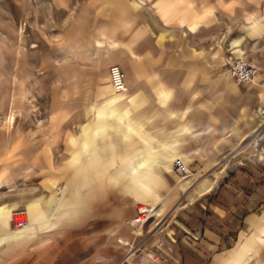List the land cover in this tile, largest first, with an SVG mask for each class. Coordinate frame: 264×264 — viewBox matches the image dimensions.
I'll return each instance as SVG.
<instances>
[{
  "label": "rangeland",
  "instance_id": "374dc122",
  "mask_svg": "<svg viewBox=\"0 0 264 264\" xmlns=\"http://www.w3.org/2000/svg\"><path fill=\"white\" fill-rule=\"evenodd\" d=\"M99 33L114 43L110 55L104 52L103 45L93 44ZM177 58L188 59L189 102L195 105L201 99L208 101L202 115L207 123L213 110L226 119L220 136L225 144H216L206 130H198L190 133L186 145L149 147L151 157L162 151L172 152L173 157L169 164H159L163 179H142L143 169L139 168L144 165L139 163L136 174L131 173L134 180H139L132 179V185H144L146 190L140 187V192L151 190L158 201L157 210L162 209L157 216L152 207L151 216L137 234V251L153 241L156 246L158 236L168 235L167 232L171 235L170 228L177 225L176 215L194 211L204 195L212 192L203 193L199 186L191 193L183 192L186 178H194L197 185L210 181V175L215 177L221 172L223 165L214 163L222 158L225 166L218 184L234 165L251 155L252 150L247 147L222 157L240 134L251 131L244 130V108L255 117V125L261 89L255 83L226 79L222 72L233 58L255 64L254 59L264 66V0H0V206L19 202L23 197H36L42 202L49 199L42 208V217L49 221L48 231L28 240L27 249L18 258L26 260L40 249H54L76 225L100 215V197L105 203L123 206L131 203L134 207L140 201L150 204L144 199L145 194L130 193L132 188H114L118 181L109 177L108 171L123 167V157H131L124 155L132 152L131 147L101 148L92 144L89 135L93 125H99L101 120L106 133H115L111 125H124L131 121L130 116L140 119L138 123L142 117L147 123L149 119L153 123L154 118L168 117L174 119V124L184 126L185 115L142 116L137 108V114L128 117L119 112L118 104L107 101L115 92L108 81L110 63L117 62L129 71L128 87L136 77H140L139 84L146 86L155 79L157 69ZM166 124L156 121L158 128ZM180 152L188 166L183 173L173 166ZM101 153L108 155L112 164L99 173L97 184L91 175L104 168L98 160ZM167 165L170 168L165 173ZM85 166L87 171H79ZM5 174L9 181H3ZM86 177L91 184L81 186ZM92 194L98 198L89 199ZM22 209L30 223L29 212ZM11 212L13 209L6 217L10 228L15 229ZM262 215L264 200L254 211L253 219L233 233L215 264H241L236 255L240 244L247 255L246 264H261V258L264 264V231L257 228V216Z\"/></svg>",
  "mask_w": 264,
  "mask_h": 264
},
{
  "label": "crops",
  "instance_id": "0c3cea01",
  "mask_svg": "<svg viewBox=\"0 0 264 264\" xmlns=\"http://www.w3.org/2000/svg\"><path fill=\"white\" fill-rule=\"evenodd\" d=\"M105 37L103 33H99V36L94 38L93 44L103 45L104 52L110 55L114 43L105 40ZM65 41L68 45L69 39L66 38ZM237 52L243 54L241 50ZM253 61L259 65L254 59ZM136 66L134 63V67ZM136 70L138 69L136 68ZM124 72L127 81L129 71L124 69ZM139 79L140 77H136L130 80L128 90L125 92H112L107 97L108 103L118 104L116 107L119 112L127 114L128 117L129 114H137V108H140L138 112L142 116L143 114L156 113L164 115L175 113L179 117L185 115V125L183 126L182 123L174 124V119L168 117L154 118L153 123H151L152 119H149L151 117L148 118L149 123L142 117V122L138 123L140 119H134L130 116L129 120L131 121L125 122L124 125L109 123L114 127L115 133L114 131L106 133L105 122L101 120L99 125H93L89 137L93 145L101 148L108 145L131 147L130 151L132 152L128 151L124 154L131 157L121 159L124 161L123 167H116V170L108 171L109 177L118 181L115 186L112 183H108V186L122 190L129 187L133 189V191L129 190L130 193L145 194L144 199L150 202L151 206L155 208V214L160 216L162 209L157 210L158 201L154 197V193L151 190L145 191V193L140 192L142 190L139 189L140 187L132 185V178L135 177L129 169L130 164L145 163L143 168H139V170L143 169L140 170L143 173L142 179H163L161 172L163 169L158 170L157 166L162 163L169 164L173 154L162 151L159 156L151 157L149 147L186 145L190 133L196 134L198 130H206L212 139L211 141L216 144H225L220 136L222 135L221 124H225L226 119L222 117L219 111L213 110L207 123L202 115L206 111L208 101L201 99L195 105L189 102V63L186 58H177L170 63L163 64L162 69H157L155 79L148 82L146 86L139 84ZM254 119L255 117L249 113L248 108H244L242 111L244 130L249 128L252 131ZM156 121L167 124L158 128ZM228 125L230 127V124ZM249 134H240L239 139L233 145L226 147L227 151L222 157L236 151L242 140ZM195 144L204 145L203 142L198 141H195ZM138 147L146 148L139 149ZM203 150L204 148H201L200 151ZM178 157H184V154L180 152ZM261 158L251 153L245 157L244 162L234 165L229 173L220 178L218 184L217 180V185L215 184L210 189L212 192L204 195L199 207L195 208L194 211L189 210L176 215L175 222L177 225L170 228L171 235L167 232L170 237L168 235L158 236L155 239L159 242L157 247L154 246L155 241L151 242L146 249L131 254L124 260V264H215L221 251L232 240L233 233L241 224L248 223L253 219L254 211L264 200V162ZM98 160L102 161L104 168L96 170L91 175V179L95 180L94 182L97 184L101 178L99 173L106 170L105 166L108 167L112 164L110 163L112 159L105 153H101ZM216 163L220 164L219 167L225 166L222 158L214 164ZM165 168L164 172L166 173L170 167L167 165ZM79 171H87L86 166ZM212 175L210 176L212 177ZM2 178L3 181H9V175L5 174ZM82 180L84 181H81V186L91 184L87 177ZM158 185L159 183L155 186L158 187ZM136 188L138 189L136 190ZM200 194L202 193L198 195ZM94 198L97 199L98 195L92 194L89 197V199ZM100 198L102 201L100 215L93 217L87 223L76 225L72 233L64 237L66 238L65 241L55 246L54 249H40L26 260L23 257L18 258V255L27 249L28 240L35 238V236L38 238L39 234L48 231L46 226L49 225V221L42 217V208L48 204L49 199L42 202L36 197H23L19 202L8 203L6 207L0 206V264H116L127 251V246L119 242L117 236L125 237L132 242L140 238L134 233L132 227L125 222L127 218L133 216L134 207L131 203L124 206L115 202L105 203L103 198ZM64 203L60 205H64ZM20 206L25 208L27 213L29 212L31 227L27 230L11 229L10 222L6 217L9 210L18 209ZM257 217L259 218L257 228L259 231H264V215ZM244 240H246L245 237ZM248 243L247 241L245 244ZM243 249L244 245L241 246L240 244L239 252L236 255L241 264H246L247 255ZM260 263L263 264L262 258Z\"/></svg>",
  "mask_w": 264,
  "mask_h": 264
},
{
  "label": "built area",
  "instance_id": "2783aa9c",
  "mask_svg": "<svg viewBox=\"0 0 264 264\" xmlns=\"http://www.w3.org/2000/svg\"><path fill=\"white\" fill-rule=\"evenodd\" d=\"M107 71L111 88L115 92L126 91L128 85L122 66L117 62H112L108 65ZM222 76L237 83H255L260 87L261 94L256 109V123L248 135L247 142L241 149L249 147L253 154L259 157L264 156V66L254 64L247 59L233 58L228 61L227 66L222 72ZM239 162L242 163L243 161L240 160ZM173 166L178 173L187 171L184 162L179 157L174 159ZM152 211L153 208L149 203L143 201L136 202L134 204L133 216L127 218L125 222L132 227L135 234H138L147 219L151 216ZM11 220L13 226L17 229H23L29 225L27 214L22 208L13 210ZM117 240L127 246L126 254L116 263L124 264V260L137 251L140 242H132L122 236H117Z\"/></svg>",
  "mask_w": 264,
  "mask_h": 264
},
{
  "label": "bare ground",
  "instance_id": "6f19581e",
  "mask_svg": "<svg viewBox=\"0 0 264 264\" xmlns=\"http://www.w3.org/2000/svg\"><path fill=\"white\" fill-rule=\"evenodd\" d=\"M128 90V89H127ZM126 90V91H127ZM125 92V91H124ZM118 93H122V92H118ZM248 137V136H247ZM247 137L246 138H244L243 140H242V142L240 143V145L238 146V149H240L242 146H243V143H244V141H245V143L247 142ZM237 149V150H238ZM180 159L184 162V164H185V166H186V168H187V170H188V166H187V164H186V161L184 160V157H180ZM156 163V162H155ZM139 164H141L142 166L143 165H145V163L144 162H140ZM138 164H132V165H130L129 166V169H130V171H131V173L133 174V175H135L136 174V172H137V169H138V166H137ZM160 165H158L157 167H159ZM223 168H224V166H222V170H223ZM221 170V171H222ZM219 174L220 173H218V175L217 176H215V177H210L208 180H210V181H207V180H203V181H201L198 185L197 184H194V181H195V179L194 178H190V177H188V178H186L184 181V184H183V187H182V190L184 191V192H187V190H189L188 192H190L191 193V190H195L196 189V187L197 186H199L200 187V189H201V191L202 192H206V191H209L210 189H212L213 188V186L216 184V182H217V180H218V176H219ZM133 180H134V178H132ZM134 181H136V182H138L139 180H134ZM141 182V181H140ZM145 184V183H144ZM137 185V183L136 184H134V186H136ZM138 186V185H137ZM140 187H142V188H144L145 189V186L144 185H140ZM146 190V189H145ZM31 227V222L29 223V225L27 226V227H25V228H23V229H21V230H27V229H29Z\"/></svg>",
  "mask_w": 264,
  "mask_h": 264
}]
</instances>
